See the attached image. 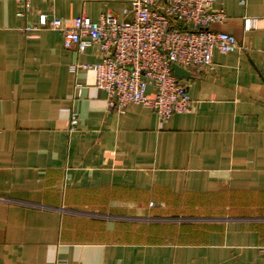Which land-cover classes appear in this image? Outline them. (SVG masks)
<instances>
[{
	"label": "crops",
	"instance_id": "0c3cea01",
	"mask_svg": "<svg viewBox=\"0 0 264 264\" xmlns=\"http://www.w3.org/2000/svg\"><path fill=\"white\" fill-rule=\"evenodd\" d=\"M19 2L0 0V264H264V0H225L211 27L247 49L213 51L194 110L165 122L108 108L93 71L70 70L97 48L38 25L122 18L126 0Z\"/></svg>",
	"mask_w": 264,
	"mask_h": 264
},
{
	"label": "built area",
	"instance_id": "2783aa9c",
	"mask_svg": "<svg viewBox=\"0 0 264 264\" xmlns=\"http://www.w3.org/2000/svg\"><path fill=\"white\" fill-rule=\"evenodd\" d=\"M30 2L20 0L23 9L16 14L24 16ZM224 2L126 0L122 18L105 11L97 20L81 14L65 23L57 17L48 21L42 14L38 25L60 30L65 48L75 47L79 53L89 47L97 48L99 61L73 64L70 70L75 71L78 66L92 70L96 88L106 93L108 108L143 104L160 122H165L173 114L191 113L196 104L188 91L189 80L178 79L172 63L197 75L211 67L213 51L247 49L235 35L211 27L226 20ZM245 21L247 27L256 23L255 18ZM29 29L31 26L25 27ZM149 87L154 90L151 95L147 92ZM75 122L76 113L72 112L70 123L73 126Z\"/></svg>",
	"mask_w": 264,
	"mask_h": 264
},
{
	"label": "water",
	"instance_id": "95a60500",
	"mask_svg": "<svg viewBox=\"0 0 264 264\" xmlns=\"http://www.w3.org/2000/svg\"><path fill=\"white\" fill-rule=\"evenodd\" d=\"M171 69H172L174 75L180 80L188 81V80L193 78V75L191 74V72L189 70H186V69L180 67L176 63L171 64Z\"/></svg>",
	"mask_w": 264,
	"mask_h": 264
}]
</instances>
